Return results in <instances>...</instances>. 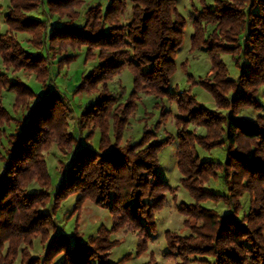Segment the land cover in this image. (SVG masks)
<instances>
[{"label":"trees","instance_id":"1","mask_svg":"<svg viewBox=\"0 0 264 264\" xmlns=\"http://www.w3.org/2000/svg\"><path fill=\"white\" fill-rule=\"evenodd\" d=\"M131 1L129 20L125 0L93 5L83 16L85 0H10L3 17L5 32L0 19V56L6 69L0 71V96L5 89L13 92L15 107L26 109L15 119L0 105V264H17L19 255V264H54L62 255L61 264H110V238L122 229L137 232L136 256L144 254L157 233L156 214L172 192L159 172V156L175 141L181 182L193 201L178 203L173 196L189 234L166 231L164 258L175 264H264V116L239 115L244 108L264 110L258 99L264 86V0H215V6L202 1L201 7H192L188 19L178 0ZM37 11L41 16L33 17ZM188 21L194 28L192 47L205 49L212 63L207 78L193 82L213 96L221 113L200 105L190 90L170 91ZM22 33L31 35L28 43L36 52L24 47L17 37ZM83 48L84 62L97 64L73 93L91 97L76 111L50 79L54 66H70ZM224 55L232 58L237 76ZM10 69L34 74L41 92L11 79ZM125 69L133 75L132 91L124 85L118 93L109 91V82ZM140 92L177 102L181 114L175 136L155 138L170 112L162 107L155 128H148L135 144H122ZM70 118L76 120L78 135L69 130ZM13 122L17 128L7 135L3 126ZM190 124L205 127L208 134L189 130ZM97 132L100 139L94 148L91 140ZM54 143L69 156L61 163L55 187L43 153ZM197 146L222 149L225 159H201ZM211 179H220L221 191L207 187ZM32 182L38 190H29ZM75 194L76 208L93 199L108 209L111 227H100L87 241L76 226L72 237L50 235V229H57L61 204ZM206 202H222L228 213L208 208ZM38 234L47 237L44 255L20 252V245L30 244ZM132 258L126 255L116 264Z\"/></svg>","mask_w":264,"mask_h":264},{"label":"rangeland","instance_id":"2","mask_svg":"<svg viewBox=\"0 0 264 264\" xmlns=\"http://www.w3.org/2000/svg\"><path fill=\"white\" fill-rule=\"evenodd\" d=\"M9 1L10 0L0 1V6L2 8L0 19L3 32H5L6 30V25L4 23L3 17L6 13V7L9 5ZM85 1V6L80 10L82 16L89 7L96 4H101L103 5V7H106L110 2V0ZM125 1L128 7L125 14V20H129L131 17V8L133 6V3L131 0ZM202 1H205L210 6H215L216 4L215 0H178V8L182 15H184L188 19L192 7H201ZM31 15L33 17H40L41 11L34 12ZM209 31H211V28ZM193 32L194 28L191 25L190 21H188V25L185 31L184 44L177 55V68L172 78L170 91H184L187 93L190 90V93L195 96L196 100L199 102L200 105L210 110L221 113L222 110L217 107L213 96L206 89L199 85H195L193 82V80L197 81L199 79L207 78L212 66L211 59L205 49H194L192 47L191 37L193 35ZM17 37L27 50L36 52V50L33 49L28 43V40L31 38V35L22 33L18 34ZM85 51L86 48H83L81 51H79L77 53L78 58L76 62L72 63L70 66L63 67L62 70H59L56 66H54L50 79L51 86L58 87L61 93L71 101L76 111L78 110L79 106H82L83 104L89 102L91 100V97L86 94L74 97L73 93L78 84L80 83L81 78L84 75H87L97 64V61L84 62ZM223 58L228 64L231 74L233 76H237L239 71L232 62V58L230 56L225 55L223 56ZM12 70L13 69H10L8 71L11 79H20L25 84H28L41 92L40 84L36 81V77L34 74L22 70L20 72L13 73ZM0 71H6L1 56ZM190 77L192 78L189 79ZM123 85L127 87L128 92L132 91L133 75L128 69H125L119 76L115 77L109 82V91L118 93ZM260 89L261 90L258 99L264 106V86ZM125 99H127V96L124 99H121L119 102H125ZM15 102V93L5 89L2 92V95L0 96V105L4 106L12 115V117H14L15 119H21L22 116L26 114V109L24 107L16 108ZM136 105L137 107L134 113H132L129 119V123L125 126L124 138L122 142L123 145L137 143L142 138L143 134L148 128H155V126L160 121L162 107L165 108L166 111L170 112L168 117L164 118V123L161 128L156 132L155 138L157 140H164L169 135H176L178 124L176 118L181 114L177 102H173L168 98L159 99L156 98V96L153 94L140 92L137 95ZM115 109L116 107H114V110ZM239 115L246 119H255L258 115L264 116V110L259 112L250 108H244L241 110ZM69 123V130L73 131L75 135H78L77 127L75 124L76 120L70 118ZM113 123V121H110V125H112ZM3 128L6 131L7 135H10L14 133L15 129L17 128V124L13 122L10 125H4ZM188 128L189 130L194 131L195 133L201 136H205L208 134V130L203 126L190 124ZM89 131L90 129L87 130L86 133H88ZM99 139L100 134L97 132L94 139L91 140V144L94 148L97 147ZM7 141V137H4L2 140L4 144H6ZM178 144V141H175L171 145L167 146L162 150L159 156L161 163L159 172L161 176L166 179V181L171 186L172 192L167 194L168 200L164 209H162L156 214L157 233L147 244L145 253L141 256H136V248L137 243L139 241V236L137 232L131 230L126 231L125 229L114 232V234L110 238V240L114 243L113 248L110 251V264H116L126 255H128L129 257L133 255V258L127 264H175L173 261H169L163 256L164 253L167 251L165 232L172 231L181 236H187L189 234V230L184 227V221H186V217L178 212L177 206L172 199L174 195H177L178 203H188L193 201L190 196V193L187 189H185V187H183L181 182L183 175L180 173L177 165ZM207 144L209 145V141L207 142ZM209 149L210 148H208V150H205L197 146L198 154L201 159L219 161L225 159L224 150ZM0 151L4 152L2 147H0ZM43 153L47 160L48 171L52 178V185L53 187H55L60 181V171L62 168L61 163H67L69 161V156L66 154L65 151H61L57 143L52 144L49 149L45 150ZM207 187L215 191L222 190V184L220 182V179H218L217 181L211 179L207 183ZM38 189L39 187L36 182H32L29 186L30 191H36ZM78 197L79 194L72 195L61 204L62 206L57 215L56 220L57 229L56 231L50 229V235H53L57 232L65 233L72 237L74 235L76 226L77 232L83 235L82 240L87 241L89 236H97V232L100 227H111L112 217L108 209H105L101 206L99 207L93 199L85 200L76 208V201ZM248 202L249 195L245 194L242 198L244 210L248 208ZM204 205L208 208L217 210L221 214L228 213L226 205L222 202L217 204L213 202H206ZM189 221L194 223L191 220ZM46 239L47 237H44L42 234H38L33 237V241L30 244H21L20 252L26 249L27 253L32 256H43L47 244ZM72 243H74V240H72ZM21 259L22 257L21 255H19L17 264L20 263ZM63 259V255L59 256L54 262V264H61Z\"/></svg>","mask_w":264,"mask_h":264}]
</instances>
